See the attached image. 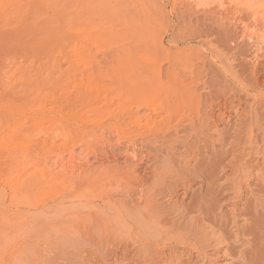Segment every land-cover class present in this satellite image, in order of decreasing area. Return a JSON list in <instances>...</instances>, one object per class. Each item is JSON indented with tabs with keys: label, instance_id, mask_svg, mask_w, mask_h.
Instances as JSON below:
<instances>
[{
	"label": "rangeland",
	"instance_id": "374dc122",
	"mask_svg": "<svg viewBox=\"0 0 264 264\" xmlns=\"http://www.w3.org/2000/svg\"><path fill=\"white\" fill-rule=\"evenodd\" d=\"M257 17L264 0H0V264H264V109L246 114L264 88L241 86ZM162 42L202 105L177 112L164 81L109 129L137 111L136 60L176 67Z\"/></svg>",
	"mask_w": 264,
	"mask_h": 264
},
{
	"label": "bare ground",
	"instance_id": "6f19581e",
	"mask_svg": "<svg viewBox=\"0 0 264 264\" xmlns=\"http://www.w3.org/2000/svg\"><path fill=\"white\" fill-rule=\"evenodd\" d=\"M177 3H178V1H177ZM177 3L175 2V6ZM254 22H255V24L256 23L264 24V17H262V18L257 17L256 19H254ZM161 23L163 24V21H161ZM161 23H159L158 25H160ZM241 24L242 25H240V26H243L246 29V32L243 33L244 38H247L249 40V42L254 47L253 59L255 60V62H254L255 66L253 65L254 69H252L253 67L251 68L254 71H253L251 77H249L252 80L250 85L247 84V86H244L246 83L243 85V83H244L243 81H242V85L241 84L240 85L243 86L242 90L245 91V93H246V91H253V90H255L257 92V90H259V89L262 91L264 88V85H262L264 83V81L262 82V81H260V79L262 76H264V33L261 34L259 32L260 34H258L256 32H251V31H249L250 29L248 28L247 23L243 22ZM151 50L154 51V53L156 54V56L158 58L162 57L166 52H168V54H167L168 59L167 60L169 62H174L176 67H172L170 69L164 70V67L161 66V64H159V61L142 64V63L138 62V60H136L135 63H133V65L131 66V71H132L131 87H133L134 91H136L138 93H143L138 98L139 100L137 99L138 100L136 102V104H138V107L136 109L137 111H134V110L124 111L122 114H120L121 116L119 115L113 121H111V123L108 124L109 129H112L113 127L116 128L121 122H125L128 118H131L134 116V114H137L139 110L144 109L145 107L151 106V103L148 100L145 93L150 89H154V88H158V87L162 86L164 81H167L168 83H170V82L173 83L172 88L167 93L168 94L167 101L175 107V110L177 112H180L183 110L195 111L199 106L202 105L203 102L200 103L199 96L197 95V92H198L197 84L194 81V79L196 78V75L193 72L192 73L189 72V66H193V67L196 66L195 64H192L190 57L187 55L184 57H182V55L179 57H174V54L170 51L171 50L170 47H165V48L163 47V42L160 44V46L155 47ZM195 56L198 57L197 55H195ZM198 58H200V57H198ZM241 62H242V60H241ZM160 63H161V60H160ZM182 65H184V66H182ZM241 65H242V63H241ZM243 66L245 68L246 65H243ZM243 66H242V68H243ZM262 66H263V68H261V69H263V70L261 71L259 69V67H262ZM244 71H245V69H244ZM246 71H248V70L246 69ZM90 76L91 75H88V77H90ZM249 76H250V74H249ZM261 80H263V79H261ZM237 82H238V84L241 83L240 81H237ZM261 82H262V84H261ZM237 90L239 91L241 89H237ZM258 95L260 97V94H258ZM238 96H240V95H237V97ZM235 97H234V99H235ZM248 98H250V97L248 96ZM254 98L255 97H252L253 101H254ZM242 99H244V98H242ZM256 99L258 100L257 97H256ZM259 99H260V100H258L259 105L257 104V102H255L254 106H250L252 111L247 112L246 114H249V113L252 114L253 111H255V113H256V111L258 109H261V108L264 109V95H261V97ZM209 100H211V99L209 98ZM238 100H239V97H238ZM260 102H261V104H260ZM92 104L94 106H97V109L100 110L101 108H99V106L102 105V100L99 99ZM219 104L221 105L220 102H219ZM246 104H247L246 100L245 101L239 100L238 102L237 101L234 102L232 100V102H230V104H227V103L223 104L222 107H219V109L217 111H214L211 114V118L217 119L220 114H226L228 112L230 114L235 115V112H233L234 111L233 108H235V107L242 108ZM258 106H260L261 108H259ZM209 107H214V101L213 100L210 101ZM153 112L157 116H159V114L156 111L153 110ZM253 117H255V114H253L252 118ZM187 118H188V116L184 117V119H187ZM250 121H251V118H250ZM253 121H252V123H253ZM181 122L182 121H180L179 124ZM117 123H119V124H117ZM199 123L200 124L198 125V124H196V122L191 121V130L198 131L201 128H203V125L201 124L200 121H199ZM254 123L256 124V121ZM149 124H150V122H149V120H147L144 127H142V129L145 132H147L148 130L150 132H155L156 130H158V127H155L153 129L145 128V127H148ZM197 125L199 126L198 129H196ZM250 126H251V124H250ZM104 131L105 130L101 129L102 133ZM142 135H144V133H141L139 131H131L130 138L127 141L128 142L127 143V149L129 146L135 147L136 143H137V138L142 137ZM251 136H252L251 133L247 134L246 140L251 141ZM229 138L231 139L230 135H229ZM233 139L240 140L241 138H240V135H236L235 138H233ZM233 139H232V141H233ZM224 140H226V138ZM242 140H243V138H242ZM233 143L234 142H232V144ZM122 146H123L122 143L118 144V147H122ZM136 152H138V151L133 150V152L131 153V154H133V157L135 159L137 158V155H138ZM110 154H108V155H110ZM133 157H132V159H133ZM251 160H253V162H254L255 158H252ZM135 163H137V162H135ZM257 164H259V161ZM219 195H221V194H219ZM217 197H218V195H217ZM246 199L248 200V198H246ZM248 202H249V200H248ZM248 205H249V203H248ZM253 205L248 206V207L251 206V208L247 207L250 210V213H248V214H250L251 216L254 217V220L252 219L251 216H250V219L254 221V225L258 228L261 221L257 219L258 216L255 219V216H256V214H258V210H260V209L257 210V206H258L257 204H256L257 206L254 205V207H253ZM252 207L254 208V210L252 209ZM251 209H252V211H251ZM244 212H245V210H244ZM244 215H245V213H244ZM260 218H261V215H260ZM261 220L263 222L262 218H261ZM252 225H253V223H252ZM255 226L253 228H255ZM255 231H257V230H255ZM255 231H253V234ZM192 257H193V255H192Z\"/></svg>",
	"mask_w": 264,
	"mask_h": 264
}]
</instances>
